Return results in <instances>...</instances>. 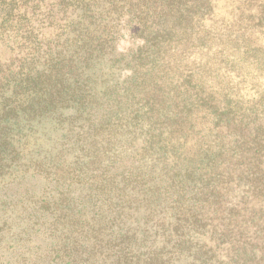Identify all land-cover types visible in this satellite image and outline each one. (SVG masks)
<instances>
[{"label": "trees", "instance_id": "1", "mask_svg": "<svg viewBox=\"0 0 264 264\" xmlns=\"http://www.w3.org/2000/svg\"><path fill=\"white\" fill-rule=\"evenodd\" d=\"M233 1L0 0V264H264V0Z\"/></svg>", "mask_w": 264, "mask_h": 264}, {"label": "rangeland", "instance_id": "2", "mask_svg": "<svg viewBox=\"0 0 264 264\" xmlns=\"http://www.w3.org/2000/svg\"><path fill=\"white\" fill-rule=\"evenodd\" d=\"M231 2V1H230ZM240 3L241 0H235L233 1V3ZM226 2H222L221 4H225ZM250 42L249 45L250 47H253L252 52L250 53H245L246 55L244 57H246L249 61H245V63L249 66L248 67V71H257L260 69V64H264V35L261 36H257L256 34L251 35V37H249ZM243 44V43H242ZM245 47L248 50V43H244ZM226 51L229 50V48L225 49ZM230 50H234L232 49V47H230ZM241 51H243V47L242 49H240ZM229 60H231V62H234V64H239L241 65L243 63L242 58L238 55H232L229 57ZM253 62V63H250ZM242 71V70H241ZM246 74H250V73H246ZM258 80V84L257 85H261L262 87H264V77H260L257 78Z\"/></svg>", "mask_w": 264, "mask_h": 264}]
</instances>
